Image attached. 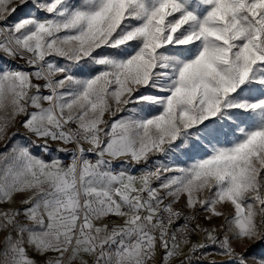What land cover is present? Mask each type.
I'll use <instances>...</instances> for the list:
<instances>
[{
	"label": "snow or ice",
	"instance_id": "snow-or-ice-1",
	"mask_svg": "<svg viewBox=\"0 0 264 264\" xmlns=\"http://www.w3.org/2000/svg\"><path fill=\"white\" fill-rule=\"evenodd\" d=\"M0 146V264H264V0H0Z\"/></svg>",
	"mask_w": 264,
	"mask_h": 264
},
{
	"label": "rangeland",
	"instance_id": "rangeland-1",
	"mask_svg": "<svg viewBox=\"0 0 264 264\" xmlns=\"http://www.w3.org/2000/svg\"><path fill=\"white\" fill-rule=\"evenodd\" d=\"M26 12H27V9H26V8L23 9L22 11H18V16H14L13 18L15 19V18H18V17H22V16L25 15ZM15 130H16L15 128L11 129V131H15ZM20 132H21V134H23L24 130L21 128V129H20ZM20 138H21V137H17V139H20ZM0 148H2V146H0ZM34 151H35L37 154H39V150H38V149H34ZM45 159H47V157H45ZM182 159H183V158H182ZM65 161H68V158H67V157H65ZM138 167H139V166H137V168H134V169L132 170L134 174H138ZM0 168H2V164H0ZM200 222L203 223V224H207V222L204 221L203 219H201ZM214 223H220V221L216 220V221H214ZM202 239H203L202 236H196V237L193 239V242H197V241H200V240H202ZM261 248H264V245H258V246H255V247H254V252H255V253H259L260 250H261ZM185 251H187V249H185ZM207 259H208V260L219 259V257H218V256H208Z\"/></svg>",
	"mask_w": 264,
	"mask_h": 264
},
{
	"label": "built area",
	"instance_id": "built-area-1",
	"mask_svg": "<svg viewBox=\"0 0 264 264\" xmlns=\"http://www.w3.org/2000/svg\"><path fill=\"white\" fill-rule=\"evenodd\" d=\"M21 63H23L22 61H21ZM66 163H67V161H65ZM197 235H195V234H193V239L196 237Z\"/></svg>",
	"mask_w": 264,
	"mask_h": 264
}]
</instances>
